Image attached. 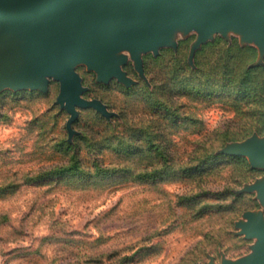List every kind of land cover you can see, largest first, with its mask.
<instances>
[{
    "label": "rangeland",
    "instance_id": "obj_1",
    "mask_svg": "<svg viewBox=\"0 0 264 264\" xmlns=\"http://www.w3.org/2000/svg\"><path fill=\"white\" fill-rule=\"evenodd\" d=\"M198 24L176 45L132 50L130 83L77 66L82 96L107 113L59 100L48 88L0 91V264H224L262 240L239 222L264 215L251 188L264 176L228 152L264 137V38L222 30L198 47Z\"/></svg>",
    "mask_w": 264,
    "mask_h": 264
},
{
    "label": "water",
    "instance_id": "obj_2",
    "mask_svg": "<svg viewBox=\"0 0 264 264\" xmlns=\"http://www.w3.org/2000/svg\"><path fill=\"white\" fill-rule=\"evenodd\" d=\"M200 27L193 47L215 31L243 33V41L254 35L264 38V0H0V91L48 88V76L62 81L59 100L77 119L81 107H96L107 113L98 99L82 96L83 84L77 66L86 62L98 70L100 80L113 76L130 83L122 69L128 56L113 46L132 50L136 67L143 70L142 48L157 50L161 43L176 45L173 33ZM264 56V40L260 46ZM228 152L250 155L253 166L264 167V137L257 135L236 143ZM251 188L264 198V176ZM239 222L248 237L262 241L255 252L224 264H264V215L248 211Z\"/></svg>",
    "mask_w": 264,
    "mask_h": 264
}]
</instances>
